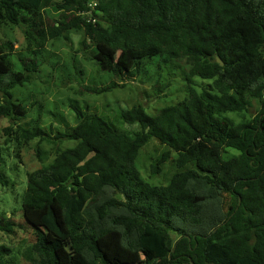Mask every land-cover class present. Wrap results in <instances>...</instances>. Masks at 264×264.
<instances>
[{
	"label": "trees",
	"instance_id": "obj_1",
	"mask_svg": "<svg viewBox=\"0 0 264 264\" xmlns=\"http://www.w3.org/2000/svg\"><path fill=\"white\" fill-rule=\"evenodd\" d=\"M6 23L24 27L33 57L20 55L17 69L14 42L0 38V119L28 115L13 90L71 30L114 77L90 92L119 86L155 57L179 65L188 87L156 113L141 104L120 110L119 120L139 124L133 132L79 105L77 124L55 136L19 125L27 142L76 141L29 173L23 213L36 236L34 264H264V0H0ZM196 77L212 81L199 90ZM254 100L256 115H229ZM153 138L168 146L155 173L177 154L167 184L137 165ZM228 148L237 154L226 157ZM0 179L7 182L3 172ZM15 220L0 216V230L14 233ZM10 252L0 244V264Z\"/></svg>",
	"mask_w": 264,
	"mask_h": 264
},
{
	"label": "rangeland",
	"instance_id": "obj_2",
	"mask_svg": "<svg viewBox=\"0 0 264 264\" xmlns=\"http://www.w3.org/2000/svg\"><path fill=\"white\" fill-rule=\"evenodd\" d=\"M0 38L14 42L17 69L22 68L20 55L33 57L26 49L22 25H1ZM83 38L82 31L71 30L66 37L51 40L37 59L38 68L32 72V81L13 90L15 100L29 108L28 115L17 120L0 119V172L4 173L7 181L0 179V216L14 218L18 223L14 233L0 230V244L11 248V252L5 256L9 264H34L36 259L32 249L35 232L25 224L23 213L29 173L51 163L60 150L76 144L70 139L56 140L54 137H37L27 142L21 135L19 125L30 129L40 126L55 136L57 131H68L77 124L78 117L73 105H79L103 114L121 129L133 132L139 129V124L119 120L120 110L141 104L153 114L177 103L188 93L181 67L162 64L158 57L150 60L143 71L133 78L119 81V86L111 90L101 93L88 91V88L102 89L110 85L114 77L100 70L93 57L95 46L84 45ZM211 81L196 77L197 88L202 90ZM162 85L166 86L161 89ZM260 108V102L254 100L244 113L230 112L229 115L240 121L243 115L247 118L256 115ZM9 125L13 126L10 134L5 130ZM167 149V145L153 138L141 149L137 158L141 173L154 184H167L178 171L177 154L173 152L171 158L161 164V170L154 172L152 165L160 161ZM234 154L237 151L231 148L225 152L226 157Z\"/></svg>",
	"mask_w": 264,
	"mask_h": 264
},
{
	"label": "water",
	"instance_id": "obj_3",
	"mask_svg": "<svg viewBox=\"0 0 264 264\" xmlns=\"http://www.w3.org/2000/svg\"><path fill=\"white\" fill-rule=\"evenodd\" d=\"M217 60L220 62V64H224V62H223V60L220 58V56L219 55H217Z\"/></svg>",
	"mask_w": 264,
	"mask_h": 264
}]
</instances>
